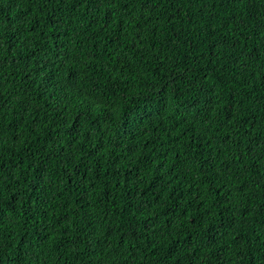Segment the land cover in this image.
<instances>
[{
    "label": "trees",
    "instance_id": "16d2710c",
    "mask_svg": "<svg viewBox=\"0 0 264 264\" xmlns=\"http://www.w3.org/2000/svg\"><path fill=\"white\" fill-rule=\"evenodd\" d=\"M0 264H264V0H0Z\"/></svg>",
    "mask_w": 264,
    "mask_h": 264
}]
</instances>
